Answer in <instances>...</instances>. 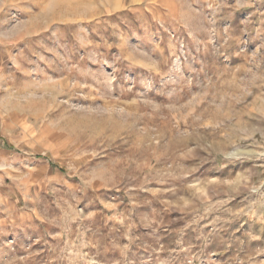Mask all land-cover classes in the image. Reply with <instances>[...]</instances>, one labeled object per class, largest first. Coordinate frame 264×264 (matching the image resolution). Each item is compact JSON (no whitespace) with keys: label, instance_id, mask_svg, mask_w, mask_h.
I'll return each mask as SVG.
<instances>
[{"label":"rangeland","instance_id":"1","mask_svg":"<svg viewBox=\"0 0 264 264\" xmlns=\"http://www.w3.org/2000/svg\"><path fill=\"white\" fill-rule=\"evenodd\" d=\"M0 264H264V0H0Z\"/></svg>","mask_w":264,"mask_h":264}]
</instances>
